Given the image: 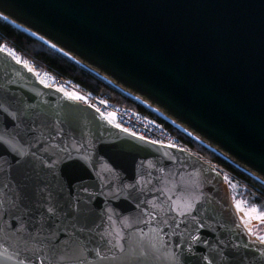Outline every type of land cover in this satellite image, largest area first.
Wrapping results in <instances>:
<instances>
[{
	"label": "water",
	"instance_id": "obj_1",
	"mask_svg": "<svg viewBox=\"0 0 264 264\" xmlns=\"http://www.w3.org/2000/svg\"><path fill=\"white\" fill-rule=\"evenodd\" d=\"M0 13L264 182V0H0ZM0 201V264L54 256L27 236L26 209L63 264H264L217 167L113 127L5 51Z\"/></svg>",
	"mask_w": 264,
	"mask_h": 264
},
{
	"label": "trees",
	"instance_id": "obj_2",
	"mask_svg": "<svg viewBox=\"0 0 264 264\" xmlns=\"http://www.w3.org/2000/svg\"><path fill=\"white\" fill-rule=\"evenodd\" d=\"M2 42L12 47L24 59L33 61L41 69L52 73L60 79L70 80L76 85H79L82 89L103 95L107 99L122 106L146 112V109L142 106L136 104L134 101L105 84L88 71L77 66L69 59L0 20V43ZM177 134L190 151L213 164L223 175L227 173L232 178L230 181L238 182L240 187L244 188L239 190V192H242V198H244L250 206L256 207L264 212L263 185L237 170L212 152L206 150L189 137L179 133ZM226 182L229 186L231 196H233L235 192L230 182L227 180ZM234 196L237 197L236 195Z\"/></svg>",
	"mask_w": 264,
	"mask_h": 264
},
{
	"label": "built area",
	"instance_id": "obj_3",
	"mask_svg": "<svg viewBox=\"0 0 264 264\" xmlns=\"http://www.w3.org/2000/svg\"><path fill=\"white\" fill-rule=\"evenodd\" d=\"M0 51L7 52L16 62L25 66L28 71L35 75L41 85L55 89L83 105H88L113 127L153 144L190 151L177 134L184 135L183 133L145 107L143 108L146 109V112L125 107L103 95L84 90L70 80L60 79L41 69L33 61L24 59L6 43H0Z\"/></svg>",
	"mask_w": 264,
	"mask_h": 264
},
{
	"label": "snow or ice",
	"instance_id": "obj_4",
	"mask_svg": "<svg viewBox=\"0 0 264 264\" xmlns=\"http://www.w3.org/2000/svg\"><path fill=\"white\" fill-rule=\"evenodd\" d=\"M5 212L6 210L3 208V202L0 201V219L5 218ZM26 214L31 216L36 221V227L29 230L27 236L31 238L32 242L35 245L38 246L37 251H43L45 247H47L49 251H53V250H56V251L52 258H49L48 256L40 258L38 256L35 262L24 259V260H20L19 264H63L65 257L62 251L59 250V245L63 243V241H61L59 237L56 236L55 233H51L48 235L43 234V228L48 226L47 224H42L43 217L39 215H33L30 209H26ZM44 214L48 215L49 217H51L52 215H55L54 206L47 207ZM11 227L14 233L21 232L27 229V223H13ZM87 227L88 226L85 225L81 230H84V228H87ZM54 236L56 237L55 239L53 238ZM22 239H27V238L22 237ZM261 242L264 243V238H262ZM115 246L119 247V250L121 252L124 251V246L122 244H118ZM96 255L99 257L100 260L117 259V257L115 256L109 258L104 255H101V252L99 249L96 250Z\"/></svg>",
	"mask_w": 264,
	"mask_h": 264
},
{
	"label": "bare ground",
	"instance_id": "obj_5",
	"mask_svg": "<svg viewBox=\"0 0 264 264\" xmlns=\"http://www.w3.org/2000/svg\"><path fill=\"white\" fill-rule=\"evenodd\" d=\"M0 19H2L3 21L11 24L14 28L16 27L17 29H19L20 31H23L25 33H27L28 35H30L33 39H38L39 41H42L43 43L47 44L48 48L54 50L57 49L56 47L50 45L49 43L43 41L42 39H40L39 37H37L35 34L27 31L25 28L13 23L11 20H9L6 16H4L3 14L0 13ZM46 46V45H45ZM58 50V49H57ZM59 52V50L57 51ZM60 54L68 57L70 60L74 61L75 63H77V65H79L80 67H83L85 69H87L88 71H90L91 73H93L94 75H96L97 77H99L100 79H102L103 81H105L107 84H109L110 86H112V88L117 89L118 91H120L121 93H123L125 96H127L128 98H131L132 100H134L135 102H137L138 104L142 105L143 107H145L146 109H148L150 112L156 114L157 116H159L161 119H163L164 121H166L167 123H169L171 126H173L174 128L178 129L180 132L184 133L185 135H187L190 139H192L193 141H195L196 143H198L199 145H201L202 147H205L206 149H208L209 151H212L215 155H218L220 158H222L224 161L230 163L232 166L237 167L238 169H240L241 171H243L244 173L250 175V177L256 181H258L260 184H262L264 186V182L261 181L260 179H258L257 177H255L254 175H252L251 173H249L247 170L241 168L240 166H238L235 162H233L231 159H229L227 156L223 155L222 153H220L218 150H216L214 147L210 146L209 144H207L205 141H203L201 138L197 137L196 135H194L193 133H191L190 131H188L187 129H185L183 126L179 125L176 121H174L173 119H171L168 115H166L165 113L159 111L158 109H156L155 107H153L150 103L144 101L143 99H141L140 97H137L129 92H127L126 90H124L123 88H121L120 86H118L117 84L113 83L112 81H110L109 79L105 78L104 76H102L101 74H99L98 72H95L94 70H92L91 68L85 66L83 63L77 61V60H73L72 58H70L69 56H67L65 53L60 52Z\"/></svg>",
	"mask_w": 264,
	"mask_h": 264
},
{
	"label": "rangeland",
	"instance_id": "obj_6",
	"mask_svg": "<svg viewBox=\"0 0 264 264\" xmlns=\"http://www.w3.org/2000/svg\"><path fill=\"white\" fill-rule=\"evenodd\" d=\"M224 176L230 182L235 192L232 197L242 223L252 236L262 240L264 238V212L256 207L250 206L242 198V192H239L240 189L244 188L240 187L238 182L230 181L232 178L227 173H224Z\"/></svg>",
	"mask_w": 264,
	"mask_h": 264
}]
</instances>
